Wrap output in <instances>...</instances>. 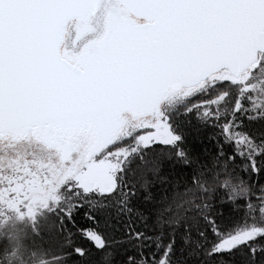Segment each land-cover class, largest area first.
Segmentation results:
<instances>
[{
	"label": "water",
	"instance_id": "1",
	"mask_svg": "<svg viewBox=\"0 0 264 264\" xmlns=\"http://www.w3.org/2000/svg\"><path fill=\"white\" fill-rule=\"evenodd\" d=\"M113 1L141 22L111 9L104 36L70 63L69 24L86 29L103 0H0V139L39 134L68 154L63 138L87 130L90 160L126 118L154 122L178 94L238 79L264 55V0Z\"/></svg>",
	"mask_w": 264,
	"mask_h": 264
},
{
	"label": "trees",
	"instance_id": "2",
	"mask_svg": "<svg viewBox=\"0 0 264 264\" xmlns=\"http://www.w3.org/2000/svg\"><path fill=\"white\" fill-rule=\"evenodd\" d=\"M226 79L170 113L178 143L153 144L129 159L110 192L63 191L25 236L0 239V261L15 249L21 264H264V235L218 250L264 230V112L235 111L239 87Z\"/></svg>",
	"mask_w": 264,
	"mask_h": 264
},
{
	"label": "flooded vegetation",
	"instance_id": "3",
	"mask_svg": "<svg viewBox=\"0 0 264 264\" xmlns=\"http://www.w3.org/2000/svg\"><path fill=\"white\" fill-rule=\"evenodd\" d=\"M113 8L126 18L137 23L141 22L129 16L113 0H103L100 10L86 29H80L77 22L69 24L66 41L61 48L62 57L74 63L84 44L103 37L108 14ZM85 31L87 34L83 40L75 42L77 35ZM263 58L264 55H261L260 59ZM226 74L227 72L219 74L204 87L221 80ZM189 92L192 90L185 93ZM151 124L154 122L150 120L138 124L126 118L125 127L120 134L121 140ZM63 139L69 145L68 154L62 153L57 147L47 145L46 137L39 134L30 135L27 139L24 136H5L0 139V239L5 234L10 238L21 235L14 237L19 239L30 229H34L44 214L59 203L61 193L72 190L77 183L76 179H85L87 165L104 153L102 151L89 160V150L96 144V139L87 130H80L77 136L70 135ZM49 143L54 142L49 141ZM2 200L6 201L7 205L3 204ZM17 200L20 201L14 203ZM31 204L36 207L35 211L30 210Z\"/></svg>",
	"mask_w": 264,
	"mask_h": 264
},
{
	"label": "rangeland",
	"instance_id": "4",
	"mask_svg": "<svg viewBox=\"0 0 264 264\" xmlns=\"http://www.w3.org/2000/svg\"><path fill=\"white\" fill-rule=\"evenodd\" d=\"M227 77H229L228 74H226L224 78L219 80V82H221L223 79V81H228L229 78L226 79ZM232 80L239 87V93L235 97L237 105L235 111H239L243 106L247 112H253L257 110L264 112V58L262 60L260 59L258 66L254 70L252 69L238 79L232 78ZM215 83L213 82L212 84ZM210 85H207L206 87ZM204 89L205 87L194 89L192 92L185 93L181 96H175L176 99L172 98L171 101L165 103L162 108L161 114L156 117L154 124H151V127L146 126V129L144 128L139 130L146 131L145 133L138 136L135 141L131 142L129 145H125L119 148L111 147L109 150H106L104 151V153L100 154L92 163L87 165L85 169L86 178L75 180L77 183L74 184L72 190H78L77 193H96L99 195L110 192L117 185L122 167L129 159L138 154H141L145 151V149L153 144L161 143L167 145H175L176 143H178L179 137L175 134L172 127L168 124L169 115L179 104L183 102L184 99L191 98ZM220 100L221 98H217L212 102L201 104L200 107L205 108L210 104L215 105L216 103L221 102ZM121 139L122 138L120 137L117 141L120 142ZM237 140L239 146H242L243 144L246 146V150L252 148L250 146L251 143H249V140L246 137H239V139ZM19 201L20 200L14 201V203ZM2 203L7 205L6 201L4 200H2ZM32 205L33 204L30 205V210L35 211L36 207ZM29 220L31 224V218H29ZM13 234L14 233H11V235ZM261 235H264V230L246 231L234 238L224 241L218 247V250H231L236 246L253 240ZM14 237H21V235L11 236V239L14 240ZM14 250L12 251V253L8 254L7 259L9 261L1 260L0 264H21V262H23L22 260L24 259V256L21 258L19 256V252H15Z\"/></svg>",
	"mask_w": 264,
	"mask_h": 264
}]
</instances>
